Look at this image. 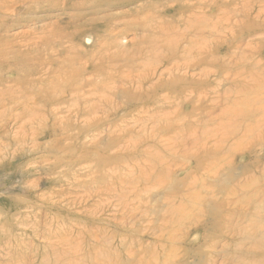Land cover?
I'll return each mask as SVG.
<instances>
[{
    "label": "rangeland",
    "instance_id": "rangeland-1",
    "mask_svg": "<svg viewBox=\"0 0 264 264\" xmlns=\"http://www.w3.org/2000/svg\"><path fill=\"white\" fill-rule=\"evenodd\" d=\"M0 136V264H264V0H0Z\"/></svg>",
    "mask_w": 264,
    "mask_h": 264
},
{
    "label": "bare ground",
    "instance_id": "bare-ground-1",
    "mask_svg": "<svg viewBox=\"0 0 264 264\" xmlns=\"http://www.w3.org/2000/svg\"><path fill=\"white\" fill-rule=\"evenodd\" d=\"M175 1V0H174ZM21 2V1H20ZM257 2V1H256ZM24 3V2H23ZM22 3V4H23ZM63 3V2H62ZM169 3V2H168ZM175 3V2H174ZM253 3H254V1H253ZM259 3H260V1H259ZM262 4V3H261ZM62 5V4H61ZM14 6H15V4H14ZM84 6V5H83ZM84 7H86V8H89V6H84ZM84 7H80L79 8V10H81V12H80V14H79V16H85V10H87V9H85ZM146 7V6H145ZM262 7L263 6H261V9H262ZM113 8V7H112ZM62 9V8H61ZM116 10V9H115ZM115 10H114V12H115ZM45 11V10H44ZM101 11H102V9H100V7H96V8H90L89 10H87V12L88 13H90L91 15L92 14H94V15H100V13H101ZM104 11H106V7H104ZM148 11H149V9H148ZM112 12H113V10H112ZM256 15H257V13H256ZM135 16V15H134ZM133 16V17H134ZM74 17H78V16H76V15H74ZM82 17V18H83ZM53 18V17H52ZM118 19V18H117ZM123 19V18H122ZM137 19V18H136ZM145 20V19H144ZM17 21V20H16ZM114 22L116 21V19L115 20H113ZM121 21H123V20H121ZM150 22H151V20H149ZM88 22H89V19H87L82 25H83V27H86L88 30H91L93 27H91V24L89 23L88 24ZM147 22V21H146ZM33 23V22H32ZM42 23H44V21L42 22ZM36 24V23H35ZM44 24H46V23H44ZM111 24H113V23H111ZM157 24V23H156ZM159 24V23H158ZM121 25V24H120ZM26 26V25H25ZM24 26V27H25ZM52 26V25H51ZM155 26V25H154ZM157 26V25H156ZM111 27V26H110ZM122 27V26H121ZM128 27V26H127ZM47 28H48V26H47ZM52 28V27H51ZM118 28V27H117ZM24 29H26V28H24ZM23 29V30H24ZM120 29V28H119ZM161 29V28H160ZM12 30V29H11ZM10 30V31H11ZM13 30H15V29H13ZM50 31V30H49ZM159 31V30H158ZM78 32H80V34H82V32H84V30L82 29V30H80V31H78ZM110 32V31H109ZM162 32V31H161ZM31 33V32H30ZM24 34V33H23ZM32 34H33V32H32ZM37 34V33H36ZM88 34H89V32H88ZM21 35V34H20ZM19 35V36H20ZM87 35V34H86ZM85 35V36H86ZM90 36V35H89ZM122 36H123V34H122ZM141 36V35H140ZM35 37V36H34ZM91 37V36H90ZM38 39H40V38H38ZM90 39V38H89ZM123 40V39H122ZM28 41H30V40H28ZM34 41H36V40H34ZM36 43V42H35ZM99 44H100V42H99ZM112 44V43H111ZM102 45V44H101ZM74 46V45H73ZM104 48V47H103ZM74 49V48H73ZM167 83V82H166ZM165 84V83H164ZM36 105V104H35ZM34 105V106H35ZM4 122V121H3ZM22 124V123H21ZM1 137V136H0ZM1 149H3V148H1ZM13 153V152H12ZM1 159V158H0ZM5 164V163H4ZM12 166H14V165H12Z\"/></svg>",
    "mask_w": 264,
    "mask_h": 264
}]
</instances>
